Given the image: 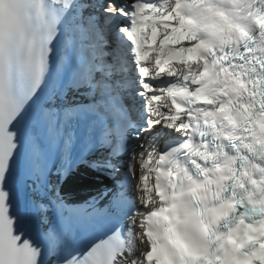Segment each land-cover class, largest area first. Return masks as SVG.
I'll return each mask as SVG.
<instances>
[{
	"label": "snow or ice",
	"instance_id": "6c2138e0",
	"mask_svg": "<svg viewBox=\"0 0 264 264\" xmlns=\"http://www.w3.org/2000/svg\"><path fill=\"white\" fill-rule=\"evenodd\" d=\"M0 264H264V0H0Z\"/></svg>",
	"mask_w": 264,
	"mask_h": 264
},
{
	"label": "bare ground",
	"instance_id": "6f19581e",
	"mask_svg": "<svg viewBox=\"0 0 264 264\" xmlns=\"http://www.w3.org/2000/svg\"><path fill=\"white\" fill-rule=\"evenodd\" d=\"M91 182H93V181H90V180H84L82 184H83L84 187H85L87 184H89V183H91Z\"/></svg>",
	"mask_w": 264,
	"mask_h": 264
}]
</instances>
